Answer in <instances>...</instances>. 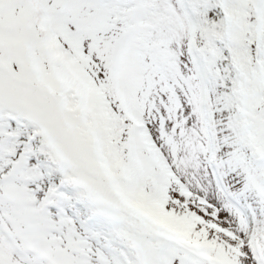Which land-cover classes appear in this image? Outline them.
Here are the masks:
<instances>
[{
	"label": "snow or ice",
	"instance_id": "6c2138e0",
	"mask_svg": "<svg viewBox=\"0 0 264 264\" xmlns=\"http://www.w3.org/2000/svg\"><path fill=\"white\" fill-rule=\"evenodd\" d=\"M0 264H264V0H0Z\"/></svg>",
	"mask_w": 264,
	"mask_h": 264
}]
</instances>
